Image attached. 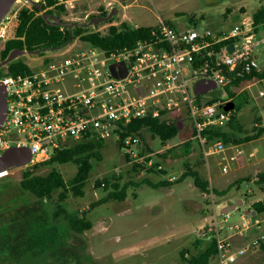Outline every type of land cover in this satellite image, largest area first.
Listing matches in <instances>:
<instances>
[{
    "label": "rangeland",
    "instance_id": "obj_1",
    "mask_svg": "<svg viewBox=\"0 0 264 264\" xmlns=\"http://www.w3.org/2000/svg\"><path fill=\"white\" fill-rule=\"evenodd\" d=\"M101 0H76V8L66 12L68 22L87 23L82 16L92 10ZM117 13L110 19L89 25L92 30L105 32L112 23L121 21L130 26L157 25L160 19L174 24L178 29H210L216 32L230 29L237 20L250 16L264 0H115ZM61 16V15H60ZM98 16V15H97ZM81 17V18H79ZM4 27L0 25V33ZM253 52L257 69L264 72V27L255 32ZM76 45H87L80 38ZM4 39L0 38V50ZM55 50L41 54L23 53L18 56L28 65H35L38 56H48ZM7 71L0 67V76ZM197 78L190 80L191 89ZM231 111L242 130L231 128L235 138L251 135L252 126L259 122L264 112V77H254L250 83L239 87L216 86L202 93L204 99L216 97L231 100ZM177 134L165 144L148 131L136 148L145 150L146 145L158 153L170 146H181L185 140L192 141V149L183 156H167L162 165L164 173H149L134 170L135 156L127 160L124 148L112 135L104 139L99 148V158L93 157L88 179L82 187L83 194L67 192L62 205L67 213L84 215L91 225L82 231L73 230L65 214L54 216L57 192L51 198H38L23 190L20 179L24 166L14 167L0 178V264H191L188 260L199 248L210 241V233L200 236L205 218L212 217V203L203 191L194 185L190 176L168 185L157 186V181L174 175L176 179L186 169V162L197 167L202 177L209 181L215 191L217 206L224 207L242 197L244 203L231 208L234 221L240 212L256 200L264 202V186L258 184V172L264 170V133L247 141H230L220 152L207 157L202 152L199 140L191 136L192 121L189 116L176 117ZM226 128H228L226 126ZM229 129V128H228ZM141 139V140H140ZM237 144V145H234ZM135 150V144L133 145ZM148 151H143V154ZM253 153V154H251ZM202 154V155H201ZM69 180L76 171L73 163L54 164ZM227 165L228 171L222 172ZM52 164L45 163L34 169L45 174ZM121 176V184L127 183L126 196L122 200L110 198L98 202L108 190L96 186V179L111 175ZM146 179V180H144ZM174 179V180H176ZM128 181V182H127ZM239 208L240 210H236ZM235 209V210H234ZM264 218V210L260 212ZM250 229L245 236L255 235ZM199 239V244L196 240ZM237 239L240 241L243 238ZM183 251L184 257L181 256ZM255 254V255H253ZM252 255V256H251ZM208 264H218L217 257ZM230 264H264V249L237 257Z\"/></svg>",
    "mask_w": 264,
    "mask_h": 264
},
{
    "label": "built area",
    "instance_id": "obj_2",
    "mask_svg": "<svg viewBox=\"0 0 264 264\" xmlns=\"http://www.w3.org/2000/svg\"><path fill=\"white\" fill-rule=\"evenodd\" d=\"M114 1L101 0L82 17L89 19L102 10L109 12L115 6ZM39 2L45 0H15L0 21L4 27L0 38L5 40L6 28L21 7ZM59 5L64 7L59 17L65 24L61 25H66L65 13L76 8V0H55L50 8ZM254 37L251 15L243 17L230 29L216 32L178 29L160 19L150 37L131 45L104 50L68 41L58 49L52 48L55 50L52 54L36 57V64L29 65L28 72L6 71L0 76L6 103L0 123V154L11 146H26L30 152L26 165L32 166L78 140L106 139L112 135L118 138L119 125L133 119L149 115L170 121L183 113L192 121L196 130L193 137L199 140L203 154L207 157L220 152L225 148L223 141L207 145L201 132L206 126L224 125L230 112L223 110V100L207 103L208 98L204 99L202 93L195 94L190 80L208 77L213 78L217 86H225L231 79L224 68L237 74L257 68ZM220 42H224L223 45L214 51L213 46ZM228 44H232V51L227 49ZM204 54L215 57V67L210 71L207 65L193 66ZM120 61L124 62L126 73L116 77L109 65ZM257 125L264 126V112ZM138 142V136H128L124 151L135 156L138 163L153 164L156 152L139 154ZM156 167L163 165L159 162ZM10 171L11 168L0 170V178ZM227 171V165H223L222 172ZM168 179L174 180L176 176ZM203 195L210 198L213 210L212 217L205 218L200 236L210 233V239L215 238L218 264H230L239 256L255 253L264 242V218L260 212L248 205L240 212L239 219L232 221V211L223 212L222 205L217 206L210 183ZM251 228L255 235L245 236ZM237 237L243 239L239 241Z\"/></svg>",
    "mask_w": 264,
    "mask_h": 264
},
{
    "label": "trees",
    "instance_id": "obj_3",
    "mask_svg": "<svg viewBox=\"0 0 264 264\" xmlns=\"http://www.w3.org/2000/svg\"><path fill=\"white\" fill-rule=\"evenodd\" d=\"M55 3V0H45L44 3L39 2L30 7H21L16 16L12 19L11 23L7 26L5 32V40L2 49L0 50V57L6 58L8 53L13 49H25V50H37L40 48H54L65 44L68 40L71 42L75 38H80L84 43L95 46L104 50H110L116 47H122L125 45H131L135 41L151 36L152 30L156 25H137L130 26L126 22L121 21L118 23H112L108 26L105 32L92 30L89 25H74L71 29L67 25H56L48 23L40 12L41 9L47 8L45 12L55 13L58 16L64 12L62 5L50 8ZM108 13L106 10H102L98 14H93L89 17L104 16ZM251 17L253 20V30L258 31L264 27V3L260 4L252 13ZM113 21L110 19L109 22ZM67 24L72 23L65 21ZM170 25L174 24L168 22ZM224 42L217 43L213 46L214 51H217ZM41 53V52H40ZM213 55L204 54L200 59L193 62L194 67H201L207 65L208 70L215 67L213 61ZM7 71L12 74L26 73L30 70L29 65L22 60L20 57H16L6 64ZM224 73L230 77V82L226 85H234L239 87L241 84H248L254 77L263 78L264 72L259 71L257 68H253L249 72H242L237 74L236 71H228L224 68ZM233 100V93L230 92L228 95ZM218 98L210 97L206 100L207 103H213ZM229 111V110H228ZM230 112V118L222 126H206L202 129V135L206 139V144L221 140L227 144L230 141L236 143L247 141L251 138L258 137L264 133V126H259L257 123L260 121V117H257L256 122L252 128L253 132L251 135H244L243 138H235L231 128L241 131L242 125L240 122L235 121V115ZM226 126L229 128H226ZM179 125L177 120L171 119L167 121L164 118L152 117L149 115L142 116L122 125H119V129L116 131L119 134L117 138L118 145L123 148L125 139L128 136H138L142 138V132L148 131L153 137L158 138L160 144H165L168 140L172 139L178 132ZM196 130L192 125L191 136H194ZM141 140V139H140ZM104 144L103 138H90L75 141L69 146L56 150L48 160L36 163L32 166H25L24 172L20 179V185L23 190L33 194L38 198H51L54 193L57 192L56 208L54 210V216L57 217L59 214H65L66 220L69 226L76 231H82L89 228L91 223L89 220L84 218V215L79 216L78 213H67L62 205V201L67 198V192L70 190L74 194L82 195V187L89 177L92 158H99V148ZM192 147V141L190 139L185 140L181 146H170L164 151L158 153V158H153L154 163L145 166L143 163L133 162L132 168L134 170H146L149 173H164L166 170L164 166L157 168L156 165L160 162L163 163V159L167 156H183L190 152ZM145 150L152 152L151 148L146 145ZM143 148L139 151V154H143ZM127 160L133 158L128 152H124ZM202 155V154H201ZM135 158V157H134ZM149 157L146 158V160ZM162 159V160H161ZM49 163L52 164L51 169L45 174H39L34 171L35 168ZM61 163H73L76 166L74 175L69 179L65 180L62 173L55 167L54 164ZM186 169L176 180L161 179L157 181V186L168 185L171 182L178 181L182 178L190 176L193 180L194 185L201 188L202 191L207 190L209 181L204 179L197 169L192 167L186 162ZM14 167H11V169ZM121 176L115 174L106 176L103 179H96V186L103 185L104 189L108 190L106 195L101 198L98 202L106 199L114 198L122 200L126 196L127 183H119ZM146 180V179H144ZM257 183L264 186V170L258 172ZM128 182V181H127ZM216 191V190H214ZM253 206L259 211L264 210V202L262 200H256L253 202ZM199 239L196 240V244H199ZM261 249H264V242L261 244ZM217 247L215 238L212 237L209 243L204 248H199L196 254L188 258L191 264H208L211 258L216 256ZM255 255V254H253ZM183 258L184 254L181 251ZM252 256V255H251Z\"/></svg>",
    "mask_w": 264,
    "mask_h": 264
},
{
    "label": "water",
    "instance_id": "obj_4",
    "mask_svg": "<svg viewBox=\"0 0 264 264\" xmlns=\"http://www.w3.org/2000/svg\"><path fill=\"white\" fill-rule=\"evenodd\" d=\"M14 1L15 0H0V21L2 20L3 16L8 12ZM116 13H117V7L114 6L106 15L94 16L87 23L72 22L66 25L68 26L69 29H71L72 26L74 25H92L99 22L107 21ZM42 16L50 24H56V25L65 24L63 20L55 13L42 12ZM65 44L54 47L53 49H58L64 46ZM51 49L52 48H40L37 50L13 49L8 53L6 58L0 61V66L7 64L11 60L22 55L23 53L37 54L42 51L51 50ZM227 49L229 51H232L233 50L232 44H228ZM213 61L215 62V57H213ZM109 68L112 74L116 77H123L126 73V69L123 61L112 63L109 65ZM216 86H217L216 81L213 78L199 77L193 83V92L195 94H201ZM234 107H235V103L233 100H226L223 102L222 105L223 110H227V111L233 109ZM5 108H6V103L4 98V91L2 85L0 84V123L3 120ZM29 159H30V152L28 147L11 146L6 150H4L2 154H0V170L5 168L24 166L29 162Z\"/></svg>",
    "mask_w": 264,
    "mask_h": 264
},
{
    "label": "crops",
    "instance_id": "obj_5",
    "mask_svg": "<svg viewBox=\"0 0 264 264\" xmlns=\"http://www.w3.org/2000/svg\"><path fill=\"white\" fill-rule=\"evenodd\" d=\"M238 21H239V20H237V22H238ZM234 24H235V23H234ZM231 100H232V99H231ZM234 145H237V144H234ZM191 149H192V147H191ZM191 149H190V151H191ZM251 154H252V153H251ZM244 201H245V200H244L242 197L237 198L235 202H233V203H231V204H228V205L222 207V211H223V212L231 211V210H233V209H231V208H234V206L237 205V204L244 203Z\"/></svg>",
    "mask_w": 264,
    "mask_h": 264
},
{
    "label": "flooded vegetation",
    "instance_id": "obj_6",
    "mask_svg": "<svg viewBox=\"0 0 264 264\" xmlns=\"http://www.w3.org/2000/svg\"><path fill=\"white\" fill-rule=\"evenodd\" d=\"M3 59L0 57V61H2ZM6 65V64H5ZM4 66V65H3ZM0 67H2V66H0Z\"/></svg>",
    "mask_w": 264,
    "mask_h": 264
}]
</instances>
